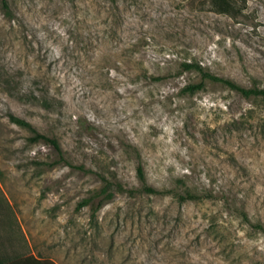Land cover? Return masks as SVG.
<instances>
[{
	"label": "rangeland",
	"instance_id": "1",
	"mask_svg": "<svg viewBox=\"0 0 264 264\" xmlns=\"http://www.w3.org/2000/svg\"><path fill=\"white\" fill-rule=\"evenodd\" d=\"M0 185L57 264H264V0H5ZM59 151L33 142L30 129ZM137 153V155H136ZM156 194L141 190L136 166ZM113 197L91 218L105 186ZM185 192L196 199L180 201ZM88 198L91 202L83 205Z\"/></svg>",
	"mask_w": 264,
	"mask_h": 264
},
{
	"label": "trees",
	"instance_id": "2",
	"mask_svg": "<svg viewBox=\"0 0 264 264\" xmlns=\"http://www.w3.org/2000/svg\"><path fill=\"white\" fill-rule=\"evenodd\" d=\"M249 0H207V5H208V10L216 15L220 16H225L230 18L233 21H239L240 19H250V15L246 13V8H247V2ZM0 7L3 11V13L6 16H9L10 13L8 11L7 5L5 0H0ZM181 68L184 71H190V72H195L199 75L200 81L197 84L190 85L185 88V90L188 93H194L196 91L201 90L204 87L205 82H211V83H220L224 85L225 87L229 88L230 90L235 91L242 97L248 98L250 96L252 97H262L264 98V89H257V88H252V89H244L234 83H232L229 80L217 77L215 75H212L204 69H202L198 64L195 63H183L181 65ZM9 121L21 126L25 127L31 130L33 133L34 137L32 139L33 142H38L41 141L44 144H48L52 146L56 151H59L58 144L54 139H49L43 135L37 134L34 132V130L26 124L23 120L17 119L13 117L12 115L8 116ZM137 155V153H136ZM136 176L141 184L142 188L141 190H133V189H125L122 186L117 185L116 186V191L118 193H125L130 196L138 193V192H144L147 194H156L157 191L154 190L153 188H150L146 185V178H145V173L142 167V164L140 161H138L137 166H136ZM107 185H105L98 194L94 195V198H97L98 201L96 203L95 207L91 206V218H94V215L96 212L102 207V205L110 200L113 197V194L110 192H107ZM178 198L180 201H187V200H193L196 199L195 196L191 195L188 192H185V194L179 195ZM91 199L93 198H88L87 200H84V204L86 205L91 202ZM51 264V263H50Z\"/></svg>",
	"mask_w": 264,
	"mask_h": 264
},
{
	"label": "crops",
	"instance_id": "3",
	"mask_svg": "<svg viewBox=\"0 0 264 264\" xmlns=\"http://www.w3.org/2000/svg\"><path fill=\"white\" fill-rule=\"evenodd\" d=\"M38 252L0 185V264H57Z\"/></svg>",
	"mask_w": 264,
	"mask_h": 264
}]
</instances>
